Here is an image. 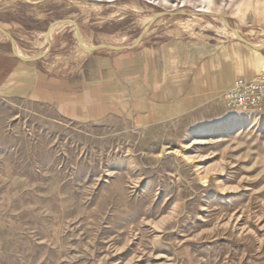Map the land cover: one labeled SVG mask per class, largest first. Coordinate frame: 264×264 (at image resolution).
Masks as SVG:
<instances>
[{"label": "rangeland", "instance_id": "obj_1", "mask_svg": "<svg viewBox=\"0 0 264 264\" xmlns=\"http://www.w3.org/2000/svg\"><path fill=\"white\" fill-rule=\"evenodd\" d=\"M177 1L0 0V264H264V102L242 131L213 132L242 119L223 94L264 71V48ZM225 1L214 12L264 43V0ZM163 10L185 13L155 18L132 50L78 39L131 45ZM164 42L165 86L125 73L88 88L97 104L47 101L86 57L129 69ZM30 68L38 83L19 91Z\"/></svg>", "mask_w": 264, "mask_h": 264}, {"label": "crops", "instance_id": "obj_2", "mask_svg": "<svg viewBox=\"0 0 264 264\" xmlns=\"http://www.w3.org/2000/svg\"><path fill=\"white\" fill-rule=\"evenodd\" d=\"M171 45L164 44L152 47L151 48V54H149V50H146V52H141L137 56H135L132 60L136 59V61H140L137 64H132L129 69H126L125 64L123 63L122 59L119 57H110V58H98L96 56H88L84 60V62L80 66V70H77L78 77L75 80H68L64 81L61 84L53 82L54 86H57V88H54L52 90L48 91L50 92V96H53L52 100H47L51 104H58V97H66L70 98V101H73V94H85L86 98L93 103L97 104V100L93 97V94L91 90L88 88L92 86H99L100 83L104 80L110 81V83L114 82L117 77H122L127 73V82H132L133 86H135V81L137 79V82L140 84L143 89L148 91V89L151 88V86L156 81L160 88L161 86H165L167 84L168 78L166 75L165 70L167 69V63L165 61L164 51L166 48H170ZM132 50V49H131ZM116 51H128V50H116ZM112 51V52H116ZM148 51V52H147ZM109 64V65H107ZM169 69L173 70H179L181 69V65H178L177 63L170 64ZM21 72V73H19ZM19 77H16V86L20 85L19 91H24L29 89L28 92H31L32 89L36 86L38 83L37 73L33 72L32 68L26 70L23 72V70H20ZM137 73V75H135ZM137 84V86L139 85ZM87 85V87H86ZM77 86H81L83 89L75 90ZM59 88V89H58ZM172 91L165 89L161 90L159 93H154L155 95H164L166 96L165 99H163L162 102H169L171 97L168 95H171ZM148 95V94H147ZM103 96V95H101ZM99 96V98L101 97ZM149 97L153 96V93L149 92ZM42 99V98H39ZM46 100V99H44ZM79 100H83V97ZM66 107H63V112L65 113Z\"/></svg>", "mask_w": 264, "mask_h": 264}, {"label": "built area", "instance_id": "obj_3", "mask_svg": "<svg viewBox=\"0 0 264 264\" xmlns=\"http://www.w3.org/2000/svg\"><path fill=\"white\" fill-rule=\"evenodd\" d=\"M223 98L230 109H261L264 102V71L252 78H236Z\"/></svg>", "mask_w": 264, "mask_h": 264}, {"label": "bare ground", "instance_id": "obj_4", "mask_svg": "<svg viewBox=\"0 0 264 264\" xmlns=\"http://www.w3.org/2000/svg\"><path fill=\"white\" fill-rule=\"evenodd\" d=\"M96 1V0H95ZM99 1H104V0H99ZM106 1H113V0H105ZM169 0H159V4H163V3H166L168 2ZM177 1V0H176ZM231 0H228L227 2H223V5L225 6H228V3L230 2ZM179 2L183 3V5H187V4H192L193 6L195 7H198L199 9L198 10H195L196 13H212L215 11V9H218V6L214 4L213 0H178L176 5L179 4ZM215 19H219L218 17H214ZM220 20V19H219ZM192 24V23H191ZM55 29V28H54ZM235 30L240 33V30L238 28H235ZM223 32L224 33H230L231 35H235L229 28H227L226 25H224V28H223ZM53 34V33H52ZM78 39L79 41L84 44V48L87 52H90V50L87 49V47H90V45L86 44V42H84V40L82 39L81 35L78 36ZM255 48L259 47L258 45L254 44ZM255 60V59H254ZM252 61V60H251ZM251 63V62H250ZM262 62H260L261 64ZM259 65V63L257 61H254L253 62V67L255 69V67ZM256 70V69H255ZM228 83V79H225L222 83V85H226ZM239 113H241L242 115V119H240L239 121H236V122H233L229 125H226V126H223V127H220V128H215V130L213 131L214 133L217 132V133H221V132H229V133H232L234 131H242L243 129H245L246 127H248L249 123L248 121H246L245 118H247L248 116V113L247 112H244V111H247V110H243V109H239ZM204 133L203 132H199L198 135H193L189 138V141L191 140H194V141H197V140H202L203 139V136ZM188 144V143H187ZM172 151L175 152V150L172 149ZM189 155V154H188ZM190 158V156H189ZM192 160V159H191Z\"/></svg>", "mask_w": 264, "mask_h": 264}, {"label": "water", "instance_id": "obj_5", "mask_svg": "<svg viewBox=\"0 0 264 264\" xmlns=\"http://www.w3.org/2000/svg\"><path fill=\"white\" fill-rule=\"evenodd\" d=\"M185 13L183 10H179V11H167V10H163L161 12H156L154 13V17L150 19V21L147 23V26L146 28L144 29V31L138 35V37L134 40V42L131 44V45H110V44H106V43H100L99 45H92L90 47H87L88 50L94 52V51H97L99 50V48H103V49H108V50H112V51H116V50H129V49H132V47H134L136 44H138L139 42H141L143 36L145 34H147V31L149 30L150 26H151V23L152 21L155 19V18H158V17H163V16H179V14H183ZM192 15H205V16H209V17H218L223 23L226 24L227 28H229L235 35V37H237L242 43H246L247 45L251 46L252 48L254 49H257V50H261V48H264V43H261V45L257 48H255L254 46V43H252L251 41H249L247 38H244L240 35V33H238L234 27H232L229 22H227L224 17L218 13H215V12H212V13H195L193 14V12H191ZM62 22H70V20H61ZM58 22V21H57ZM0 31L4 32L7 36L10 37V34L9 32L5 31L3 28H0ZM79 33V32H77ZM11 42L14 45L15 42L13 39H11ZM78 42V40H77ZM49 43V42H48ZM47 53V50L45 51ZM17 56V55H16ZM40 56H44V53H42L41 55L39 56H35V58H28V60H35L36 58L40 57ZM18 57V56H17ZM18 58H21L23 59L22 57H18ZM23 60H27V59H23Z\"/></svg>", "mask_w": 264, "mask_h": 264}]
</instances>
